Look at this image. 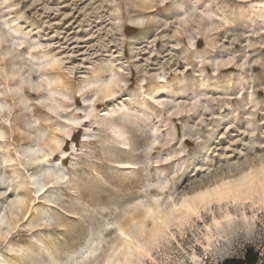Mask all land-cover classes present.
I'll return each mask as SVG.
<instances>
[{
    "label": "rangeland",
    "instance_id": "obj_1",
    "mask_svg": "<svg viewBox=\"0 0 264 264\" xmlns=\"http://www.w3.org/2000/svg\"><path fill=\"white\" fill-rule=\"evenodd\" d=\"M248 249L264 264V0H0V264Z\"/></svg>",
    "mask_w": 264,
    "mask_h": 264
},
{
    "label": "trees",
    "instance_id": "obj_2",
    "mask_svg": "<svg viewBox=\"0 0 264 264\" xmlns=\"http://www.w3.org/2000/svg\"><path fill=\"white\" fill-rule=\"evenodd\" d=\"M259 253L248 249L240 258H225L220 264H257Z\"/></svg>",
    "mask_w": 264,
    "mask_h": 264
},
{
    "label": "bare ground",
    "instance_id": "obj_3",
    "mask_svg": "<svg viewBox=\"0 0 264 264\" xmlns=\"http://www.w3.org/2000/svg\"><path fill=\"white\" fill-rule=\"evenodd\" d=\"M1 264H3V263H1ZM6 264H18V261L17 260H15V259H8L7 260V263Z\"/></svg>",
    "mask_w": 264,
    "mask_h": 264
},
{
    "label": "snow or ice",
    "instance_id": "obj_4",
    "mask_svg": "<svg viewBox=\"0 0 264 264\" xmlns=\"http://www.w3.org/2000/svg\"><path fill=\"white\" fill-rule=\"evenodd\" d=\"M97 182H99V181H97Z\"/></svg>",
    "mask_w": 264,
    "mask_h": 264
}]
</instances>
